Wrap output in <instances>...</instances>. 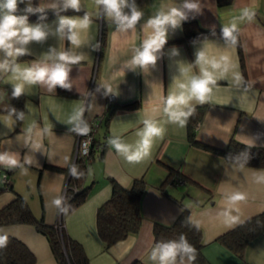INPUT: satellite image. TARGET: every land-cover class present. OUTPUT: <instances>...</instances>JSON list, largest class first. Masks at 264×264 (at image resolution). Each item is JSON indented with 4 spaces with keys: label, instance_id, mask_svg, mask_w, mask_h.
Returning a JSON list of instances; mask_svg holds the SVG:
<instances>
[{
    "label": "crops",
    "instance_id": "1",
    "mask_svg": "<svg viewBox=\"0 0 264 264\" xmlns=\"http://www.w3.org/2000/svg\"><path fill=\"white\" fill-rule=\"evenodd\" d=\"M46 7L65 5V0H37ZM185 0H127L142 12L133 28H124L109 18L103 5L95 0H80V8L90 18V25L81 32L82 43L74 46L68 40V30L60 33L63 17L83 18L64 14L42 21L48 32L42 42L24 45L26 58L14 63L22 68L33 64L52 66L60 52L83 56L77 64L68 65L69 87L47 83L25 84L22 92L23 117L19 123L12 114L0 113V152L15 154L19 165L11 173V188L0 193V208L16 194L24 197L36 216L54 224L59 219L62 194L67 182L81 122L99 117L96 144L89 162L84 185H89L86 199L64 214L66 233L81 242L89 257L88 264H156L149 259L153 249L155 222L171 224L182 211L189 210V219L202 231V264H264V228L237 255L218 240L225 231L264 211V168L227 162L215 151L194 145L188 138L187 118L183 125L172 122L164 113V99L174 89V80L183 79L181 67L191 66L189 75H199L197 53L208 49L210 55L227 54L229 71L218 79L208 99H195L182 106L203 105L204 111L195 128V138L213 147L223 148L232 137L240 142L264 146V0H232L218 6L216 0H196L198 11L182 9ZM177 7L185 11L186 19L172 28L168 26L167 42L159 50L155 64L146 68L132 63L136 50L151 34L149 19L161 11ZM130 13V7L123 10ZM247 11L248 15H244ZM196 20L205 29L232 30V39L207 38L189 43H173L182 36V22ZM106 32L101 40V23ZM235 25V28H233ZM240 41L244 70L238 54ZM19 46V45H18ZM50 57V58H49ZM0 103L7 105L14 85L11 67L13 58L0 52ZM239 74L240 79L236 78ZM114 100L106 107L107 95ZM79 114V115H78ZM73 117H77L73 119ZM5 118L11 123L6 124ZM150 119L161 126V137L155 138L150 154L140 161H128L109 144L110 138L135 150L140 140L137 134ZM39 145L37 148L35 145ZM2 165H0V168ZM172 172V179L166 177ZM142 176L146 186L141 198V225L134 234L116 241L105 249L96 228V211L111 193V178L123 186ZM0 173V185H2ZM232 192L244 193L246 199L229 209L235 222L225 223L226 197ZM0 234L21 240L35 255L34 264H55L47 238L32 224L0 225ZM179 264V259H178ZM187 264V261H186ZM191 264H193L191 262Z\"/></svg>",
    "mask_w": 264,
    "mask_h": 264
},
{
    "label": "trees",
    "instance_id": "2",
    "mask_svg": "<svg viewBox=\"0 0 264 264\" xmlns=\"http://www.w3.org/2000/svg\"><path fill=\"white\" fill-rule=\"evenodd\" d=\"M232 0H216L218 6L231 3ZM31 6V11H27ZM64 14H78L84 16L86 11L80 8L76 11L70 7H46L37 0H24V3H18L15 15H26L28 21H42ZM88 15V14H87ZM89 16V15H88ZM224 29H205L194 20H185L182 22V36L174 39L173 43H189L193 40L207 38H225ZM106 32L105 22L101 23V40ZM238 54L244 70V61L240 41L237 38ZM26 55L17 57V60H23ZM13 93V90H12ZM26 96L22 93L18 98L11 96L7 105L0 103V113L7 112L13 115L17 123L21 121L23 103ZM112 104V103H111ZM110 104V105H111ZM110 105L107 107L109 108ZM13 109L15 110L13 112ZM192 109V114L187 117L188 138L194 145L205 149L215 151L220 154L227 162L240 164L244 166L264 168V146L249 145L230 138L226 146L217 148L202 143L195 138V126L204 111L203 105H197L186 109ZM86 124V122H84ZM96 127L93 130V144L90 150L91 160L93 159ZM90 160V161H91ZM89 163L76 159L69 171L66 182L64 196L61 201V223L64 214L81 204L87 197L90 186L84 185L87 168ZM3 166L0 168V170ZM75 169V174L72 169ZM13 169L7 170L8 181L0 185V193L11 188L10 177ZM172 172L166 177V181L175 182L172 179ZM146 183L142 176L133 179L128 186L119 184L111 178V193L109 197L101 203L96 211V228L100 238L103 241L104 248L107 249L116 241L124 239L129 234H134L141 225V198ZM28 223L42 233L48 240L50 248L55 258V264H88L87 256L80 241L70 237L64 227L59 228L58 220L54 224H49L44 220L43 214L36 216L30 208L27 200L19 194L0 208V225ZM264 228V211L249 217L235 227L225 231L218 237L224 245L233 250L237 255H242L245 245ZM7 237L6 246L0 248V264H34L35 255L33 252L16 237L0 234ZM183 236L187 242L195 249V260L193 264H202L206 261L202 248L201 228L189 219V210L183 207L180 214L171 224H162L155 222L153 225L154 245L161 241L179 240ZM179 259V258H178ZM133 264H144L136 260Z\"/></svg>",
    "mask_w": 264,
    "mask_h": 264
},
{
    "label": "clouds",
    "instance_id": "3",
    "mask_svg": "<svg viewBox=\"0 0 264 264\" xmlns=\"http://www.w3.org/2000/svg\"><path fill=\"white\" fill-rule=\"evenodd\" d=\"M95 2L97 5H103L106 15L117 20L124 28H133L142 17V12L135 5H128L127 0H95ZM18 3H24V0H0V52L13 58L12 79L18 81L14 85L13 97L18 98L22 94L25 84L31 85L44 82L48 84L50 90L55 85L69 87L65 84L69 72L68 65L79 63L84 59L83 56L60 52L55 57L58 62L52 66L36 63L31 67L22 68L19 64L14 63L16 57L25 55L27 50L24 45L32 41L42 42L48 36V32L40 24H29L26 15H15ZM65 6L79 11L80 0H65ZM126 7H130V13L123 11ZM199 7L200 5L196 0H185L182 5V9L189 11H198ZM182 9L172 7L166 13L161 11L154 18L149 19L147 28L152 29V32L144 40L142 50H136V55L132 61L134 65L146 68L150 64H155L157 60L156 53L167 42L168 26L175 28L182 20L186 19L185 11ZM27 11H31V6L28 7ZM244 15H248V12L245 11ZM90 23L87 14L83 18L63 17L60 19L58 31L64 33L67 29L69 33L68 40L72 45L79 46L82 43L81 32L86 31ZM233 28H235V25H233ZM223 35L235 42L232 30L225 28ZM196 65L200 69L199 75H189L191 66L181 67L180 71L183 79L176 78L174 80V89L170 90L168 96L164 99L163 111L172 122L178 121L181 125L184 124L185 119L192 114V109L184 111L182 106H187L189 101L195 99L199 103H203L208 99L212 92V86H215L217 80L229 71L231 60L227 54H221L218 57L210 55L206 48L197 53ZM8 67L9 62L7 60L0 63V69H7ZM236 78L240 79L239 74H236ZM22 117L23 114H21ZM76 118L73 117V119ZM4 122L11 127V123L8 122L7 118ZM143 123V130L137 133L140 140L135 150H131L130 146L121 142L119 138H110L108 141L128 161H140L147 157L150 154L154 139L163 135L164 129L153 120L145 119ZM88 131V128L79 129L81 134H86ZM35 146L39 147L38 144ZM0 165L11 170L19 165V161L15 154L0 152ZM71 171L75 174L74 168ZM259 179L264 180V177ZM245 199V194L241 192H232L226 197V210L223 213L225 223L235 222L236 217L230 214L229 209L232 205ZM54 203L59 206L61 200L57 199ZM6 243L7 237L0 236V248L5 247ZM178 258L179 264H186V261L187 264H191L196 258L195 249L183 236L178 241L169 240L157 243L149 256V259L156 262V264H178Z\"/></svg>",
    "mask_w": 264,
    "mask_h": 264
},
{
    "label": "built area",
    "instance_id": "4",
    "mask_svg": "<svg viewBox=\"0 0 264 264\" xmlns=\"http://www.w3.org/2000/svg\"><path fill=\"white\" fill-rule=\"evenodd\" d=\"M113 100H114V95L108 94L107 100H106V107H108L113 102ZM100 121H101V119H99V117H96V118L92 119L89 123L85 124L84 122H81L79 124L78 129H77V141H76V147H75V151H74V155H73V162L76 159H80L85 163L90 162V160H91L90 150H91V147L93 144V130L98 125V123H100ZM197 125H198V122L196 123L195 127H197ZM82 128H88L89 131L86 134H81L79 132V129H82ZM7 170L8 169L5 167H3L0 170V173L2 176V178H1L2 182L8 181L7 180L8 175L6 172ZM65 188H66V185H65ZM65 188H64L62 197L64 196ZM60 215H61V207L59 210V219H58V225H57L59 228H61L63 226V224L60 221L61 220Z\"/></svg>",
    "mask_w": 264,
    "mask_h": 264
}]
</instances>
